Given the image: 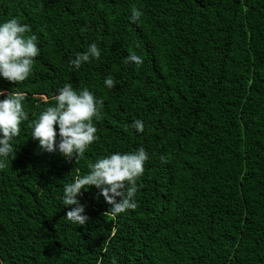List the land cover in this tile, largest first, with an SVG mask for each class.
<instances>
[{
    "label": "trees",
    "instance_id": "1",
    "mask_svg": "<svg viewBox=\"0 0 264 264\" xmlns=\"http://www.w3.org/2000/svg\"><path fill=\"white\" fill-rule=\"evenodd\" d=\"M12 17L40 53L25 81L0 78L28 113L0 167V264H264V0H0V21ZM93 41L101 57L70 66ZM132 51L141 65L124 62ZM65 82L103 101L76 160L30 136ZM140 146L136 207L113 219L89 186L86 224L70 222L63 187Z\"/></svg>",
    "mask_w": 264,
    "mask_h": 264
},
{
    "label": "clouds",
    "instance_id": "2",
    "mask_svg": "<svg viewBox=\"0 0 264 264\" xmlns=\"http://www.w3.org/2000/svg\"><path fill=\"white\" fill-rule=\"evenodd\" d=\"M139 16V12L134 11L130 20L137 22ZM30 32V26L21 23L17 17L0 21V78L14 82L15 85L32 75L34 58L40 53L37 36L34 33L28 34ZM100 57L101 49L93 41L84 51L75 53L69 65L80 68L82 64ZM124 62L141 65L143 58L132 51ZM115 83L111 73L103 78V84L108 89H112ZM0 96H3L0 99V167H3V158L11 159L14 155L11 141L20 134L21 123L28 120V113L24 107L25 94L22 91L0 90ZM102 102L89 88L76 90L71 82H65L56 91L55 102L48 104L31 121L30 136L38 141L43 151L58 152L65 159L75 157L76 160L98 139L93 121L100 119ZM130 127L136 132H143L145 124L137 118L131 122ZM148 159V152L140 146L134 151L112 152L91 162L90 171L86 175L77 176L63 187L64 205L73 206L66 211V218L76 225L86 224L88 217L78 194L82 190L87 191L89 186H95L99 196L110 205L108 211L113 219L135 208V194L139 187L137 180L144 174V164ZM111 264H118L116 257L111 258Z\"/></svg>",
    "mask_w": 264,
    "mask_h": 264
}]
</instances>
